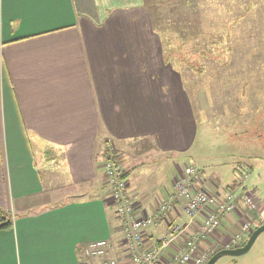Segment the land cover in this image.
Returning <instances> with one entry per match:
<instances>
[{"label":"crops","instance_id":"crops-1","mask_svg":"<svg viewBox=\"0 0 264 264\" xmlns=\"http://www.w3.org/2000/svg\"><path fill=\"white\" fill-rule=\"evenodd\" d=\"M106 7L115 9L93 23ZM124 17L121 0H0V207L12 215L0 230V264H102L84 252L97 240L109 242L106 258L133 264L101 167L107 140L129 170L136 214L171 193L197 132L191 96L171 64L159 77L141 69ZM152 44L143 48L155 56ZM69 183L83 188L53 203L49 195ZM176 211L170 218L181 224ZM166 229L163 220L148 227L146 244Z\"/></svg>","mask_w":264,"mask_h":264},{"label":"rangeland","instance_id":"rangeland-1","mask_svg":"<svg viewBox=\"0 0 264 264\" xmlns=\"http://www.w3.org/2000/svg\"><path fill=\"white\" fill-rule=\"evenodd\" d=\"M199 2L200 10L193 13L196 16L190 14L183 20L177 8L171 15L166 10L164 23L157 19L161 11L157 0H121V12L131 20L124 24L126 28L135 26L128 30L142 50L141 69L159 77L162 68L171 63L181 73L191 96L197 132L190 150L181 155L179 171L184 163L199 167V183L212 195L225 190L251 194L257 209L252 211L250 228L264 219V0ZM152 7L154 16L149 12ZM114 9L104 8L91 21L104 23ZM185 21L190 22L188 27H183ZM181 32L188 33L184 40L179 38ZM191 35L197 37L191 39ZM156 40L159 48L154 56L152 43ZM146 42L151 43V51L143 48ZM105 181L107 184L106 176ZM82 188L81 184L69 183L58 187L49 198L57 203ZM239 217L228 213L221 219L212 238L218 241L217 249L235 234L241 238L230 246L248 235V230L241 231L240 225L229 222L244 218ZM214 264H264V231L245 253L221 256Z\"/></svg>","mask_w":264,"mask_h":264},{"label":"built area","instance_id":"built-area-1","mask_svg":"<svg viewBox=\"0 0 264 264\" xmlns=\"http://www.w3.org/2000/svg\"><path fill=\"white\" fill-rule=\"evenodd\" d=\"M101 163L110 190L111 206L121 221L122 238L133 264H205L217 249L218 241H212V238L220 228L221 219L228 213H235L239 219L244 217L239 220L241 231L250 230L251 214L257 209L251 194L226 190L212 195L200 185L196 166L185 164L173 181L171 193L153 211L138 215L127 195L125 167L118 160L111 140L106 141ZM177 206L184 217L181 224L170 218L172 211L177 213ZM160 220L166 223V231L147 245V228L157 225ZM185 232L184 240L175 244L178 236ZM240 238L239 234L233 235L222 248H229L230 243ZM172 245V252H167ZM108 247L107 240H97L89 243L84 252L89 258L105 257L102 264H117L114 258H106Z\"/></svg>","mask_w":264,"mask_h":264},{"label":"trees","instance_id":"trees-1","mask_svg":"<svg viewBox=\"0 0 264 264\" xmlns=\"http://www.w3.org/2000/svg\"><path fill=\"white\" fill-rule=\"evenodd\" d=\"M165 1L166 2H163V0H157V5H160L159 7L161 9V11L157 14V19L162 22L163 20H166L165 18L168 17L166 10H170L169 14L171 15L173 14V11H174L173 9L177 8L178 10H175V11H177L180 18H182L183 20L188 18L190 14L196 16L195 14H197L198 11L200 10V7H198L200 6L199 0H165ZM149 12H151V16H154L156 14L155 8L153 7L150 8ZM189 23H190L189 21H185L184 23H182V25L183 27H188ZM185 35L188 36V33L186 34L185 32H181V35L179 36V38L181 40H184ZM196 37L197 35L190 36L191 39L196 38ZM128 172L129 170L125 169L126 175L128 174ZM11 226H12V215L10 214L9 211L0 207V230L10 229ZM248 236L249 234L246 237H244L237 245H243Z\"/></svg>","mask_w":264,"mask_h":264},{"label":"water","instance_id":"water-1","mask_svg":"<svg viewBox=\"0 0 264 264\" xmlns=\"http://www.w3.org/2000/svg\"><path fill=\"white\" fill-rule=\"evenodd\" d=\"M264 231V222L257 227H255L249 236L247 237L246 241L243 245L232 247V248H221L216 250L214 253L211 254V256L208 258V260L205 262V264H214L218 258L224 255H230V256H238L246 251L251 247L256 237Z\"/></svg>","mask_w":264,"mask_h":264},{"label":"flooded vegetation","instance_id":"flooded-vegetation-1","mask_svg":"<svg viewBox=\"0 0 264 264\" xmlns=\"http://www.w3.org/2000/svg\"><path fill=\"white\" fill-rule=\"evenodd\" d=\"M261 222V223H260ZM264 222V219H261L260 221H257V223L255 224V225H253L252 227H250V230H249V232H248V234H250L251 233V231L255 228V227H257L258 225H260V224H262ZM239 242H237V243H233L229 248H232V247H236V246H240V245H237Z\"/></svg>","mask_w":264,"mask_h":264}]
</instances>
